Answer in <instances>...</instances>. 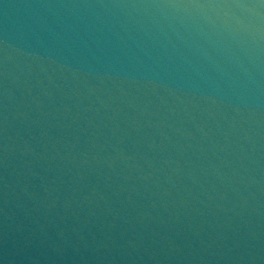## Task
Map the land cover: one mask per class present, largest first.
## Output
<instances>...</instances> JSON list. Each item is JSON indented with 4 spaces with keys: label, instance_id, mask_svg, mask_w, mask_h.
Instances as JSON below:
<instances>
[{
    "label": "water",
    "instance_id": "1",
    "mask_svg": "<svg viewBox=\"0 0 264 264\" xmlns=\"http://www.w3.org/2000/svg\"><path fill=\"white\" fill-rule=\"evenodd\" d=\"M0 264H264V0H0Z\"/></svg>",
    "mask_w": 264,
    "mask_h": 264
}]
</instances>
